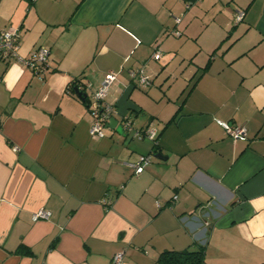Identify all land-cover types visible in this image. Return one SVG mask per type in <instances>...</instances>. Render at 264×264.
I'll return each instance as SVG.
<instances>
[{
	"label": "crops",
	"instance_id": "1",
	"mask_svg": "<svg viewBox=\"0 0 264 264\" xmlns=\"http://www.w3.org/2000/svg\"><path fill=\"white\" fill-rule=\"evenodd\" d=\"M204 2L0 0L19 55L49 50L43 77L0 63V264H112L120 251L119 264H161V252L197 244L205 264L264 263V0L215 14L199 61L195 34L178 27L184 5ZM226 33L238 36L224 47ZM141 67L145 87L128 72ZM110 72L118 124L154 127L156 144L128 129L89 135L88 99L72 88ZM217 120L244 124L247 139ZM140 154L151 161L135 172ZM38 208L49 218L32 220Z\"/></svg>",
	"mask_w": 264,
	"mask_h": 264
},
{
	"label": "built area",
	"instance_id": "2",
	"mask_svg": "<svg viewBox=\"0 0 264 264\" xmlns=\"http://www.w3.org/2000/svg\"><path fill=\"white\" fill-rule=\"evenodd\" d=\"M188 5V4H187ZM243 10L236 9L234 12V18L236 21H240L243 19ZM174 21L176 23L180 22V17H175ZM173 33L176 35H180L177 29L173 30ZM20 35L18 29H1L0 28V63H7L11 60H19L24 66L32 71L34 75L38 77H43V75L48 71V56L49 50L46 47L39 46L33 52H31L26 57H21L17 51H19L20 46ZM161 54V49L156 47L152 54V59H159ZM130 77L135 79L139 86L145 87L151 84L150 78L144 73L143 68L131 69L128 71ZM117 78V74L110 72L106 73L99 85L95 88H92L90 83L85 84H77V88L85 91L89 90L85 99L87 100V107L89 113L92 117L90 127H89V135L92 138L99 139L103 137L105 125L108 122L109 118L112 117L117 110L113 103L107 101V94L110 86L114 83ZM86 92V91H85ZM124 129H128L132 131V136L137 139H142L144 137L152 140L156 144L157 133L156 129L152 126L136 128L133 127L130 119L125 117L123 121ZM217 122L222 126V128L228 133L233 141H237L239 139L246 140L248 129L244 124H233L228 121L217 120ZM13 149L18 150L17 146H14ZM151 161V154H140L138 158L134 162L127 163L130 167H132L135 172H142L146 165ZM105 203H109V201H105ZM50 216V211L44 208H38L37 210L32 212V220L38 219H48ZM124 253L123 251L117 252L113 255L112 264H119L123 260Z\"/></svg>",
	"mask_w": 264,
	"mask_h": 264
},
{
	"label": "rangeland",
	"instance_id": "3",
	"mask_svg": "<svg viewBox=\"0 0 264 264\" xmlns=\"http://www.w3.org/2000/svg\"><path fill=\"white\" fill-rule=\"evenodd\" d=\"M196 2H202V0H196ZM196 2L192 3L189 7L195 5ZM236 2H238V0H205L203 4H199L197 9L193 11L190 8H185V5L183 6V14H181V21L183 22L178 27V29H180V31L183 33L182 38H189V36H193V34H195V40H192L194 38L192 37L190 43L191 45L192 43L196 45L195 50L198 51V60H202V58L205 56V49L215 46L211 44L214 42V33L218 30V27H216V21L212 19L213 16L215 14H222L224 12L226 13L227 7L231 6L233 8L234 5L237 4ZM187 25H189L188 31H185ZM227 34L228 33L221 37V42L219 41V43L223 44L224 47H227L231 44V42H234L238 36L236 34L235 36H231V34L228 36ZM217 35L220 36V33ZM218 45H216V47ZM207 57L209 56L207 55Z\"/></svg>",
	"mask_w": 264,
	"mask_h": 264
},
{
	"label": "trees",
	"instance_id": "4",
	"mask_svg": "<svg viewBox=\"0 0 264 264\" xmlns=\"http://www.w3.org/2000/svg\"><path fill=\"white\" fill-rule=\"evenodd\" d=\"M185 1L188 5L196 2V0ZM208 65L209 61L204 65V67H202V71L206 70ZM77 86H73L72 89L75 90ZM83 99L86 101L85 98ZM158 256V262L161 264H205L204 246L201 244H197L194 249L183 248L182 250H166L161 252Z\"/></svg>",
	"mask_w": 264,
	"mask_h": 264
},
{
	"label": "water",
	"instance_id": "5",
	"mask_svg": "<svg viewBox=\"0 0 264 264\" xmlns=\"http://www.w3.org/2000/svg\"><path fill=\"white\" fill-rule=\"evenodd\" d=\"M75 90H76V93L78 94V96L81 97L80 99L86 98L87 93L85 91H82V90H80L78 88H76ZM105 127L115 128V130H117L119 133H123L124 132L123 125L122 124H118L117 119L114 116L109 118V120L106 123ZM155 157L161 158V156L159 154L156 155Z\"/></svg>",
	"mask_w": 264,
	"mask_h": 264
}]
</instances>
